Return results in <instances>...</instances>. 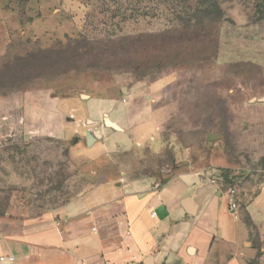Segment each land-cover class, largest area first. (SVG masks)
Returning <instances> with one entry per match:
<instances>
[{"label":"rangeland","instance_id":"1","mask_svg":"<svg viewBox=\"0 0 264 264\" xmlns=\"http://www.w3.org/2000/svg\"><path fill=\"white\" fill-rule=\"evenodd\" d=\"M2 1L0 217L56 212L127 175L165 183L209 161L239 202L259 191L264 0H213L222 15L198 17V0ZM126 115H142L132 123L149 141L112 142L131 130ZM87 133L103 137L89 146ZM260 252L248 264H264Z\"/></svg>","mask_w":264,"mask_h":264},{"label":"crops","instance_id":"2","mask_svg":"<svg viewBox=\"0 0 264 264\" xmlns=\"http://www.w3.org/2000/svg\"><path fill=\"white\" fill-rule=\"evenodd\" d=\"M7 20L0 0L2 42L8 38ZM133 101L130 112L137 111L138 99ZM141 116L122 132L124 139L118 134L112 142L149 141L132 123ZM114 124L118 129H111L122 131ZM96 134L94 142L103 137ZM151 140L162 148L160 137ZM212 165L192 164L165 183L127 175L98 185L56 212L1 216L0 255L15 257L7 264H248L264 251L254 245L256 236L264 242V183L243 204L221 188L222 178L210 176Z\"/></svg>","mask_w":264,"mask_h":264},{"label":"trees","instance_id":"3","mask_svg":"<svg viewBox=\"0 0 264 264\" xmlns=\"http://www.w3.org/2000/svg\"><path fill=\"white\" fill-rule=\"evenodd\" d=\"M213 0H198V7L203 6L206 9H204V11H201L202 9H200L197 13H196V17H198V15H213V14H217V15H222L221 11L219 10V8L217 7V5L213 2ZM210 2V3H209ZM223 179V183L225 184H232L233 183V178L230 179V177L227 175L225 177L222 178ZM245 221L250 224L252 226L251 220L249 218V215L246 216Z\"/></svg>","mask_w":264,"mask_h":264},{"label":"water","instance_id":"4","mask_svg":"<svg viewBox=\"0 0 264 264\" xmlns=\"http://www.w3.org/2000/svg\"><path fill=\"white\" fill-rule=\"evenodd\" d=\"M105 123L109 127H112L114 129H118V127L114 123H112L109 119H106L105 120ZM97 137H99L98 134H95V135L88 134V136H87V143H88V145L91 146L93 144V142L97 139ZM217 139H218V137L215 136L212 133H210L209 136H208V140L209 141H215ZM261 163H262V166L264 167V157L261 159Z\"/></svg>","mask_w":264,"mask_h":264},{"label":"built area","instance_id":"5","mask_svg":"<svg viewBox=\"0 0 264 264\" xmlns=\"http://www.w3.org/2000/svg\"><path fill=\"white\" fill-rule=\"evenodd\" d=\"M231 206L234 210H236V203L234 201ZM15 260L16 259L13 256L0 255V264L14 263Z\"/></svg>","mask_w":264,"mask_h":264}]
</instances>
